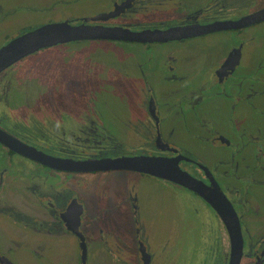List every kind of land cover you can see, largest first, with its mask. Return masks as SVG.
<instances>
[{
    "label": "flooded vegetation",
    "instance_id": "flooded-vegetation-1",
    "mask_svg": "<svg viewBox=\"0 0 264 264\" xmlns=\"http://www.w3.org/2000/svg\"><path fill=\"white\" fill-rule=\"evenodd\" d=\"M98 1L101 2L99 10H90V12H84L82 16L69 17L62 21L67 20L74 25L85 23L95 26H123L138 31L148 28L165 30L170 27L237 21L264 9V0ZM94 2L97 3V1ZM86 6L85 10H87ZM110 12H114V16L107 20H92L99 14ZM141 14L154 16L158 21L154 24L142 22L138 18ZM263 21L246 27L256 26ZM35 28L23 31L27 32ZM244 28L217 30L166 42H136L146 47L153 44L159 46L156 55L161 58L160 64L149 69L148 74L152 78H159L160 81L156 84V79L154 82H150L149 78L146 79L147 88L142 93L141 104L144 110L143 116L139 115L132 119L129 125L122 126L123 130H126L124 134L129 137L132 131L131 138L115 135L112 133L113 129L107 125L108 129L104 126L103 115L101 111L97 112L99 110L94 106L92 96H89L92 99L77 112L62 109L59 115L55 114L51 122L45 119L46 126L53 124L55 129H58L48 132L50 137L44 133V130L35 131L33 128L39 124L33 121V118L39 113L34 112V109L41 100V92L46 91L48 85L44 83V80H28L27 77H23L22 70L25 69L23 68L25 64L20 67L19 61L0 74V96H4L0 97V129L21 142L56 157H72L76 160L139 155L170 159L181 156L188 158V160L180 159V167L207 186H211V179H214L237 210L245 239L241 264H264V218L260 216V197L251 194L253 200H250V194H245L241 185L236 182L229 184L224 180L233 175L237 180L252 177L260 181L262 175L254 164L250 166L245 156H236V152L245 147V142L243 140L236 142L228 133L221 130L222 116L218 117L215 114L222 106L218 103L214 105L210 99V96L220 92L208 95L216 85L223 89L229 99H234L236 96L244 99L254 98L261 94L255 83L259 78L253 77L252 73L249 75V72L244 74L240 71L247 66L246 63L252 64L255 59L253 52L247 51V48L253 49L256 45L254 38L242 40L238 34ZM216 32L230 33L232 37H224L222 42L200 41V38ZM91 41L103 40L60 43L54 45V48L62 50L61 45ZM47 48L40 49L33 55L40 56ZM68 48L71 52L77 53V47ZM28 56L23 59L27 60ZM92 68L95 69V67ZM157 70L161 72L155 77ZM234 88H237L236 93L232 92ZM247 89L249 90L245 93ZM24 101L31 102L34 107L31 113L32 118L26 121L19 117L20 114L17 116L9 114L13 110L16 112L18 107L16 104ZM254 108L264 111L257 104ZM234 110L235 106L232 109L229 106L228 112H234ZM172 112H179L185 116L189 113L191 116L188 118L194 119L200 129H204L206 133L200 137L201 140L211 143V146L219 145L227 148L228 153L233 154V157L215 162L214 170H212L192 153H185L172 144L165 137L164 131L166 126L164 121ZM39 116L44 122V113ZM235 125L240 129L243 126L240 127L236 123ZM244 126V132H249L248 139L259 144L256 161L262 167L264 165V130L256 121H248V124ZM221 166H228V168L222 169ZM116 171L138 175V178H134L135 181L144 176L156 177L133 170L93 172L58 170L0 142V264H9L3 259L5 257L16 264H23L20 259L22 255L26 259L28 257L33 259L25 261V264L26 262L37 264L36 262L40 259H44L42 264H58L57 251L68 250L69 246L62 243L67 238H72L79 244V251L72 257L71 264H156L157 258L168 260L167 264H174L175 261L171 263L172 257L168 256L169 248L155 251L145 241L143 223L140 218L141 207L136 193H132L130 198L127 195V200L125 199V202L127 204L130 202L132 207V223L130 218L124 219L131 210L122 206V203L115 207L122 211L120 219L111 207L106 213H104L106 208L98 207L99 203L94 208L92 194L96 193L90 190L83 195L77 186L82 184L77 176ZM50 175L55 178L58 175L61 176L58 180L52 179ZM159 179L164 180L169 186L186 189L202 198L184 186L168 179ZM102 197L105 196L102 195ZM117 197L122 198V194H118ZM247 214L251 217L248 220ZM104 216L107 218L106 224L103 223ZM116 219L122 222L118 223ZM25 232L30 237H25ZM210 233L211 238L216 237V241L208 244L210 248L196 264H206L200 262L206 256L212 259L209 264H229L231 248L226 226L222 222V225L219 224V227L217 225L215 229L210 230ZM134 242L136 246H133Z\"/></svg>",
    "mask_w": 264,
    "mask_h": 264
},
{
    "label": "rangeland",
    "instance_id": "rangeland-1",
    "mask_svg": "<svg viewBox=\"0 0 264 264\" xmlns=\"http://www.w3.org/2000/svg\"><path fill=\"white\" fill-rule=\"evenodd\" d=\"M100 3L98 0H0V47L18 34L24 33L25 29L60 22L69 17L82 16L84 12L99 10ZM138 18L150 24L158 21L154 16L145 14L139 15ZM238 34L242 40L254 38L256 43L253 49L247 48V51L255 55L253 63H246L247 66L240 71L244 74L249 72V75L252 73L253 77L259 78L255 83L261 94L254 98L244 99L236 96L234 99H229L223 89L216 85L208 95L220 92V94L210 96V99L214 105L218 103L223 108L220 107V111L218 110L215 114L218 117L222 116L221 126L219 122L221 130L228 133L232 140L245 142V147L237 151L236 156H245L250 166L254 164L262 175L260 181L252 177L237 180L233 175L224 180L229 184L236 182L241 185L243 192L250 194V200H253L251 194L260 197V216L264 218V165L261 167L256 161L259 144L248 139V131L244 132V125H247L248 121H256L264 130V111L259 110V112L254 108L257 104L264 109V21L256 26L245 27ZM224 37L232 36L230 33L216 32L200 38V41L222 42ZM218 46L221 48V45L218 44ZM68 47H77V53L71 52ZM161 48L165 49L162 46ZM60 49L62 50H57L52 46L40 56L32 54L27 60L23 59L24 61L18 62L20 67L25 64L23 66L25 69L22 70L23 77H27L28 80H44V83L48 85L47 90L41 92V100L34 109V112L39 115L44 113V122L41 121V116L36 115L33 121L39 126L33 129L35 131L44 130V133L49 136L48 132L58 129L56 130L53 124L46 126L45 119L51 122L55 114L59 115L62 109L77 112L92 99L89 96H92L94 106L99 110L97 112L101 111L103 115L104 126L107 129L108 127L113 129L112 133L115 135L131 138L132 131L129 137L124 134L126 130H123L122 126L129 125L130 121L139 115L143 116L144 110L141 104L143 102L142 93L147 88L146 79L149 78L150 82L156 79V84H159V78H152L148 74L149 69L160 64L161 58L156 55L159 46L153 44L146 47L136 42L103 40L65 44L61 45ZM160 72L157 70L155 77ZM232 92L236 93L237 88H234ZM16 105L18 106L16 112L13 110L9 113L10 115L20 114L19 117L23 121L32 118L31 113L34 107L31 102L24 101ZM229 106L231 109L235 106L234 112H228ZM188 114L185 116L179 112L170 113L164 121L165 137L185 153L190 152L195 158L205 162L212 170H214L215 162L231 159L233 154L228 153L227 148L219 145L211 146V143L201 140L200 137L206 133L204 129H200L194 119L188 118L191 116ZM235 123L240 127L243 125L242 128L237 127ZM221 168L227 169L228 166H221ZM60 176L55 178L50 175L52 179L58 180ZM77 177L82 181V184H77V186L83 195L90 190L96 193L92 194L94 208L99 203L98 207L106 208L104 212L106 213L111 207V210L121 219L122 211L115 207L122 203V206L131 210V213H127L124 219L130 218L132 223V207L130 202L128 204L125 202V199L127 195L130 198L132 193H136L141 207L140 218L143 223L144 239L152 250L162 251V249L169 248L168 256L172 257L171 263L175 261L174 264H196L210 248L208 244L216 241V237L211 238L210 230L215 229L217 225L219 227V224L222 225V220L211 205L191 191L169 186L164 180L156 177L144 176L135 181L134 178L139 176L125 171L102 172ZM118 194H122V198L119 199ZM248 218H251L249 214L246 216L247 220ZM252 218L255 217L252 216ZM116 220L118 223L122 222ZM106 221L107 218L104 216L103 223ZM24 236L30 237L27 232ZM135 242L133 246H136ZM62 243L67 244L69 248L57 251L58 264H71L72 257L79 251V244L72 238H67ZM20 259L23 264L25 261L33 260L31 257L26 259L23 255ZM211 261L209 256L200 260L206 264ZM43 262L44 259H40L36 263L42 264ZM167 263H169L168 260L157 258L156 264Z\"/></svg>",
    "mask_w": 264,
    "mask_h": 264
},
{
    "label": "water",
    "instance_id": "water-1",
    "mask_svg": "<svg viewBox=\"0 0 264 264\" xmlns=\"http://www.w3.org/2000/svg\"><path fill=\"white\" fill-rule=\"evenodd\" d=\"M112 16H114V12L103 13L93 17L92 20H107ZM86 20L89 21L90 19ZM263 20L264 9L244 16L237 21H218L210 25L198 24L188 27H170L165 30L148 28L138 31L123 26H95L85 23L74 25L67 20L47 23L11 39L7 44L0 47V74L24 57L40 49L60 43L92 39L144 43L166 42L217 30L244 28ZM0 142L54 169L75 172L133 170L168 179L196 192L215 209L226 226L231 248L229 264H241L244 255L245 239L237 210L214 179H211V186H207L203 181L180 167V159H185L186 157L181 156L170 159L161 156L139 155L115 158H89L85 160H76L72 157H56L21 142L2 129H0ZM3 259L8 261L9 264H16L6 257Z\"/></svg>",
    "mask_w": 264,
    "mask_h": 264
}]
</instances>
